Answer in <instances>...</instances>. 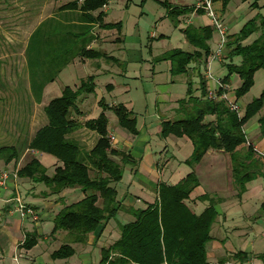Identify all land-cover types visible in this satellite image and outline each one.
Returning <instances> with one entry per match:
<instances>
[{
  "label": "crops",
  "instance_id": "1",
  "mask_svg": "<svg viewBox=\"0 0 264 264\" xmlns=\"http://www.w3.org/2000/svg\"><path fill=\"white\" fill-rule=\"evenodd\" d=\"M74 1L82 4L85 0H0V18L3 19V22H11L13 27L9 29L13 31L12 33L16 37H26L25 53L29 38L45 21L56 19L64 25L81 24L78 22L80 15L78 11H70L64 8ZM205 2L206 0H108L106 7L93 13L94 17L103 13L102 23L116 26L112 29H106L99 24L90 25L93 40L88 49L100 52L104 56L98 59L78 57L66 68L71 65L85 67L88 62L94 61L93 66L96 67L93 71L94 74L82 78L74 90L80 87L82 81L93 78L96 85L95 91L89 96L80 97L78 107L82 115H74V118L84 124L105 113L109 119V135L112 147L127 153L135 162L124 166L123 179L116 185L121 210L115 218L100 225L94 233L90 234L86 243H77L75 235L67 231H58L53 234L55 218L59 212L64 207L81 201L85 198V194L80 188L64 189L58 194H53L46 184L35 183L30 178L19 177L15 172L34 158L38 159L47 169L48 176L52 177L55 174V166L58 164L55 157L56 161L50 158L51 155H49L50 157L43 155L41 158L38 154L40 152L28 149L18 161L6 166L3 162L5 169L2 171L7 172L6 174L0 173V264H48L44 263V259H51L54 264H57L56 261H65L62 264H99L102 258V249L114 245L121 237V226L135 220L129 212L130 210L146 209L148 204L156 202L161 183L176 185L192 173L197 176L200 182V186L195 190L200 193L195 195L194 191L190 200L187 201L192 211L200 215L208 207V202L198 200L200 196L207 194L219 200L216 206L218 219L213 225L212 239L207 245L209 264H264L256 258L257 255L264 253V248L258 245L256 237H251L254 232L264 239V213L261 210L264 203V182L253 185L254 182L264 179V176H259L249 182L246 185V192L241 198H238V191L232 175V157L229 153L212 149L207 152L198 165L191 167L186 162L191 158L194 151L192 141L188 137L171 135L162 138L161 136L160 125L166 120L161 119L160 105L164 108V114L170 116L177 114L186 117V113L180 109V102L188 98L190 88L192 96L200 98L202 96V79L207 81L208 92L217 87L215 81L206 78V73L208 69L211 71L212 63L216 61L212 59V56L214 48L220 44L221 38L205 9ZM211 3L220 21L228 29V41L232 40L234 43L235 38L237 39L245 26L254 22L255 32L240 42L241 45L249 46L264 34V26H262L264 0H211ZM22 22L24 24L21 26ZM205 28H210L213 31L211 40L205 41V45L211 50V55L208 58L203 57L201 60L191 62L188 65L187 73L174 75L172 62L162 60V57L173 51L186 53L201 51L200 41L195 45L188 38L186 31H189L192 36L201 38ZM234 29L236 32H233ZM173 39H176L177 45L160 55H154L157 46L165 43L170 46ZM105 44L120 47V51L122 50L125 57L118 58L107 53L102 49ZM181 44L185 46L179 47ZM101 60L108 65L117 66L118 70L115 73L128 80L142 78L141 73L138 72V68H141L142 65L151 66L149 70L152 72L153 80L159 76H166V81L174 85L178 83L175 77L177 79L186 75L187 78L180 82L182 83L180 90L171 89L162 96L157 94V84L151 81L150 94L152 96H142L143 107L139 105L140 108L138 109H136L135 101L131 98L121 103H108L105 96H95V100L89 102L90 97L97 95L98 92L96 78L101 75L114 74L109 68L107 70L102 69ZM218 61L221 64L225 63L223 58ZM132 68L133 72H130ZM215 79L222 81L223 78ZM239 81L240 87L242 84L240 78ZM50 85L52 83L47 85L44 93ZM106 90L110 94L114 93L115 86L108 84ZM31 97L36 106L43 104L42 101L37 103L34 96ZM229 98L238 104L240 114L243 115L247 105L241 104V99H232L230 96ZM101 100L110 106L124 104L137 119L138 134L134 135L122 127L113 111L104 112L100 106ZM150 105H153L155 111L150 108ZM187 108L190 110L192 106ZM111 113L115 116L112 117ZM261 115L262 113L255 116L257 122L251 130H246L248 122L244 131L249 143L254 146L253 164H257L261 168V172H264V137L261 135L259 126ZM46 116H41L38 125L36 113H29L25 124L21 125V131L25 132L23 140L20 141L19 137L17 141L11 143L15 144L12 146H22L30 142L36 133L48 124ZM214 119V117H208L206 121L209 122ZM69 137L79 144L83 152L93 150L99 139L95 132L85 127H80ZM249 143L239 147V153L245 155ZM115 160L120 163L119 158H115ZM249 163L251 162L248 161ZM45 164L53 167L52 173L48 172V167ZM15 167H17L16 170ZM225 173L228 175L231 173V177L229 176L227 180ZM5 175L7 176L6 179ZM203 183H209L208 186L212 184L214 187L222 185V187L213 189V192H207L202 188ZM227 183L229 188H227ZM20 203L35 210L39 219L23 218L19 209ZM251 220L253 226L250 225ZM28 235L37 236V245L28 251L20 249V244ZM232 239L236 241V251L228 250L226 247L227 242ZM63 245L72 246L75 254L67 259H54L52 254ZM239 252L249 256V258L247 260L235 259V254Z\"/></svg>",
  "mask_w": 264,
  "mask_h": 264
},
{
  "label": "trees",
  "instance_id": "2",
  "mask_svg": "<svg viewBox=\"0 0 264 264\" xmlns=\"http://www.w3.org/2000/svg\"><path fill=\"white\" fill-rule=\"evenodd\" d=\"M107 4L108 0H85L82 4L71 2L64 8L78 11V22L81 24L64 25L52 19L42 23L33 32L25 57L30 90L37 103H41L47 85L54 83L76 58L98 59L104 56L100 52L89 50L88 46L93 40L90 25L99 24L106 29L116 27L102 23L103 13L96 17L93 15ZM255 29V22L248 24L234 43L232 40L229 42V58L233 60L240 56L242 63L227 64L228 74L222 82L227 86L233 75L239 76L242 84L235 91L237 100L249 93L254 85L255 74L264 70V34L249 46H242L240 43L253 34ZM186 33L195 45L200 41L199 47L203 51H173L165 54L162 60L172 62L174 75L187 73L191 62L211 55L210 48L205 45V41L211 40L213 36L210 28L203 30L201 38L192 36L189 31ZM95 88L93 78L82 81L77 90L65 87L62 95L45 107L48 124L30 142L22 146L0 147V162L3 161L5 165L18 161L28 149L51 155L58 161L52 177L47 175V169L36 158L17 171L19 177L44 183L53 194L69 188L82 190L85 198L64 207L56 216L53 229V234L67 231L75 235L77 243H86L88 236L100 225L116 217L121 210L116 185L123 179L124 166L135 163L130 155L112 147L109 119L105 113L84 124L74 118V115H82L78 107L80 97L93 94ZM201 89L202 96L197 98L192 96L190 88L188 98L180 102V109L186 113V117L179 121H163L160 125L161 136L188 137L192 141L194 151L186 162L191 167L199 164L212 149L229 153L232 157V175L237 196L241 198L249 182L264 176L261 168L253 164L254 146L249 143L244 131L245 125L262 113L259 126L264 137V91L246 106L241 115L240 112L232 111L227 101L209 99L207 81L204 79ZM223 92L224 90L219 91V95ZM100 106L104 112L113 111L122 127L134 135L138 134L137 119L124 104L110 106L101 100ZM189 106L192 109L188 110ZM208 117L215 119L207 122ZM80 127L99 136L95 148L90 152H83L79 144L69 137ZM248 143L246 154L239 153V147ZM115 158H119L120 163ZM248 161L251 163L248 164ZM199 186V179L194 173L176 185L161 183L155 203L148 204L143 210L129 211L135 220L121 226V237L114 245L102 249L99 264H209L207 245L212 239L211 231L218 219L216 206L219 200L207 194L200 196L198 200L208 202L209 205L200 215L194 213L187 201ZM261 210L264 213V203ZM37 243L36 235H28L19 248L28 251ZM74 254L72 246L63 245L52 257L67 259ZM234 258L247 260L249 256L239 252ZM256 258L264 263V253Z\"/></svg>",
  "mask_w": 264,
  "mask_h": 264
},
{
  "label": "rangeland",
  "instance_id": "3",
  "mask_svg": "<svg viewBox=\"0 0 264 264\" xmlns=\"http://www.w3.org/2000/svg\"><path fill=\"white\" fill-rule=\"evenodd\" d=\"M235 6V5H234ZM2 21V22H1ZM24 24L22 22L21 26ZM13 27L11 25V22H3V19L0 18V147L3 146H12L15 144H11L18 140L20 137V141L23 140L25 132L22 130L21 125L25 124V120H27V116L29 113H36L37 115V121L38 125L40 124V118L41 116H46L44 113V107L45 105H48L53 99L60 97L62 90L69 86L74 89L76 84L79 85V82L82 78H85L86 75L94 74L93 71H95L96 67L93 66L94 61L88 62L87 66L85 67H74V65L69 66L66 68L59 76V78L52 83L47 89V91L44 93L42 97V103L39 106L35 105L34 99L31 97L33 96L30 90V83H29V77H28V70H27V62L26 57L24 53V45L26 41V37L19 36L16 37L9 28ZM233 32H236V29L233 30ZM218 34V33H217ZM230 41H227L225 46L223 47V60L225 61L224 64H221L218 60L214 61L211 66V73L215 78H224L227 76V64H230L232 60L229 58V53L231 51L230 47ZM219 43V42H218ZM178 44V43H177ZM176 39H173V41L170 42V46L168 43H165L164 45H159L156 47L154 51V55H160L164 52H166L169 49H172V46L177 45ZM185 46V45H184ZM182 44L179 47H184ZM107 53L112 54L115 57L123 58L125 57L122 50L120 51V47L115 46L113 44H105L102 46ZM186 49V48H184ZM215 54L218 49L214 48ZM145 56L147 54L145 53ZM242 62V58L240 56H236L234 58V64L239 65ZM101 65L103 70H107L108 68L111 69V71L114 74L110 75H101L96 78V84L98 86V92L97 95H93L90 97V101L95 100V96H105L106 101L108 103H121L123 101H128V99H132L135 101V105L137 106L136 109L140 108L142 106V96H152L150 94L151 89V81L155 82L157 84L158 88V95L162 96L165 92L173 90H180L182 88L181 81L185 80L187 77L186 75L178 77L175 80L178 81V83H175L174 85H171V83H168L166 81V76L158 77L153 80L152 78V72H150L151 66L142 65L141 68H138V72L141 73L142 78L139 80L135 79H124L123 77L117 75L115 72L118 70L117 66L108 65L105 63V61L101 60ZM121 70V69H120ZM130 72H133V68ZM108 84H113L115 86V92L114 93H108L106 90V87ZM240 81L238 75H233L230 79L229 84L227 85L229 96L232 99H235V91L237 87H239ZM184 87V86H183ZM264 91V70H259L254 77V85L252 89L249 91V93L241 98V104L248 105L251 103L254 99L258 98L261 93ZM185 95V94H184ZM144 100V99H143ZM147 103V102H146ZM153 105H150V108L155 111V109L152 107ZM143 107V106H142ZM145 107V106H144ZM161 109V119L162 120H180L183 119L185 116H179V115H173L170 116L168 114H164L163 112V106L160 105ZM141 113V112H140ZM111 116H115L113 113H111ZM47 119V116H46ZM257 118L253 117L249 123L246 126V130L249 131L252 129L253 125L256 124ZM20 135V136H19ZM40 154V157L43 158L44 156H49L46 154ZM50 157V156H49ZM52 160L56 161L54 157ZM18 164V163H17ZM5 165V164H4ZM3 165V161L0 162V173L4 172L6 174L7 171H2L5 169V166ZM46 167H48V172L52 173L53 167L49 164H45ZM198 165V164H197ZM17 167H15V170ZM15 172V171H14ZM13 172V173H14ZM17 173V172H15ZM225 179L230 176L227 173H225ZM225 180V182H226ZM221 182V181H220ZM223 182V181H222ZM264 179L258 180L253 183V185L257 183H263ZM209 183H203L202 188L205 189V191L210 192L213 189H217L220 186H208ZM224 185V184H223ZM235 185V184H234ZM227 188H229V184L227 183ZM213 192V191H212ZM200 193L198 190L195 191V195H198ZM16 202V201H15ZM250 225L253 226V221L251 220ZM251 237H256L258 240V245L264 248V239L261 238L259 235H256V233L253 232ZM44 246V245H42ZM227 249L231 251H236V241L234 239L229 240L227 242ZM72 262V260H69ZM67 261V262H69ZM65 262V261H64ZM62 261H56L57 264L64 263ZM44 263L48 264H54V262L51 259H44Z\"/></svg>",
  "mask_w": 264,
  "mask_h": 264
},
{
  "label": "built area",
  "instance_id": "4",
  "mask_svg": "<svg viewBox=\"0 0 264 264\" xmlns=\"http://www.w3.org/2000/svg\"><path fill=\"white\" fill-rule=\"evenodd\" d=\"M204 6H205V9H206L209 17L211 18V20L214 24V26L218 30L220 38H221V41L219 44V49L215 54H213L212 59L213 60H221L223 58V47L225 46L226 41H227V37H228V29L220 21L218 15L213 10L211 0H206ZM104 7H106V6H104ZM206 78L210 81H215L216 85H217V87L215 89L214 88L210 89L209 94H208L209 99H211V100H215V99L216 100H218V99L219 100H225L229 103L230 109L232 111L240 112L238 104L236 102H233L230 100V98L228 96L227 86L224 85L222 81L216 80L214 78V76L211 74L210 69L207 70ZM221 90H224V92L221 95H219V91H221ZM4 177H5V179L7 178L6 175ZM19 209L22 213L23 218H32L33 220L39 219V215L37 214V212L35 210L25 207L22 203H20Z\"/></svg>",
  "mask_w": 264,
  "mask_h": 264
}]
</instances>
